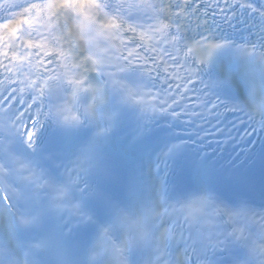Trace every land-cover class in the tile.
<instances>
[{
    "label": "snow or ice",
    "instance_id": "snow-or-ice-1",
    "mask_svg": "<svg viewBox=\"0 0 264 264\" xmlns=\"http://www.w3.org/2000/svg\"><path fill=\"white\" fill-rule=\"evenodd\" d=\"M213 51L264 92V0H0V113L35 154L0 157V264H264V147L188 168L157 131L221 135Z\"/></svg>",
    "mask_w": 264,
    "mask_h": 264
}]
</instances>
